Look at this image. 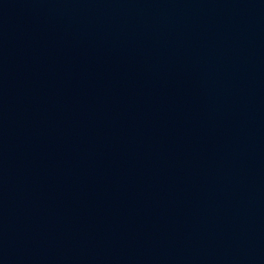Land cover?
<instances>
[{
    "label": "water",
    "instance_id": "95a60500",
    "mask_svg": "<svg viewBox=\"0 0 264 264\" xmlns=\"http://www.w3.org/2000/svg\"><path fill=\"white\" fill-rule=\"evenodd\" d=\"M0 264H264V0H0Z\"/></svg>",
    "mask_w": 264,
    "mask_h": 264
}]
</instances>
